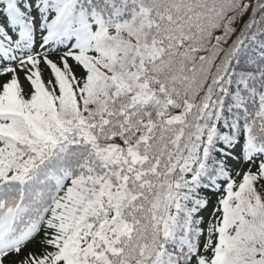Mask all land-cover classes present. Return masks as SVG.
<instances>
[{
    "label": "snow or ice",
    "instance_id": "1",
    "mask_svg": "<svg viewBox=\"0 0 264 264\" xmlns=\"http://www.w3.org/2000/svg\"><path fill=\"white\" fill-rule=\"evenodd\" d=\"M0 264H264V0H0Z\"/></svg>",
    "mask_w": 264,
    "mask_h": 264
}]
</instances>
